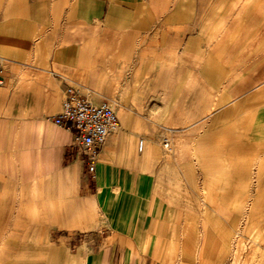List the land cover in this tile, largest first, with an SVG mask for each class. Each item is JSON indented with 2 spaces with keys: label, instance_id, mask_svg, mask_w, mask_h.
Returning <instances> with one entry per match:
<instances>
[{
  "label": "crops",
  "instance_id": "1",
  "mask_svg": "<svg viewBox=\"0 0 264 264\" xmlns=\"http://www.w3.org/2000/svg\"><path fill=\"white\" fill-rule=\"evenodd\" d=\"M173 1L0 0V264H222L238 231L264 264V44L229 33L227 48L219 33L207 50ZM195 40L193 93L158 66ZM67 86L118 115L91 179L74 131L53 122ZM166 130L181 138L171 157Z\"/></svg>",
  "mask_w": 264,
  "mask_h": 264
},
{
  "label": "rangeland",
  "instance_id": "2",
  "mask_svg": "<svg viewBox=\"0 0 264 264\" xmlns=\"http://www.w3.org/2000/svg\"><path fill=\"white\" fill-rule=\"evenodd\" d=\"M172 5L173 7L171 10H173V14L175 16L178 15L177 17H175V19H189L190 24L188 25L189 28L188 30L190 34H193L198 30L206 33L207 50L209 49V47L210 48L213 47L214 43L219 44L221 42L220 40L221 36L219 33H222V38H223L222 42L227 43V48H229V42H230L229 33H232L234 42L235 41L238 42L239 46L241 45L245 47L246 43H253L255 49H258L257 47L259 45H260L259 47H262L261 45L264 44V0H174ZM225 38H227V40H224ZM196 42L197 41L195 40L193 42V45L191 43V46L189 47L190 50L188 51L189 52L188 55H184L183 58H181V60L170 56V54H168L163 49L162 50L163 55L160 56V58L163 60L162 63L159 64L158 66V68L160 69V71H158L159 78L172 81L171 83H173L174 81L181 80L182 78H185L188 75L187 78L190 79V85H191L190 90L191 92L196 93L197 53H196V49H194V47L196 48ZM231 57L232 56H230L228 53V49L223 50L222 62L223 64H225V67H228L229 60ZM187 65H188V70H187ZM149 90L154 91L153 88ZM155 90L157 91V89ZM165 90L176 93V92H180L181 88L170 87V88H166ZM157 122L165 123L168 127L173 124L175 125L178 121H157ZM165 141L168 142L167 146H165ZM180 142H181L180 136L176 137L167 130L164 133H162L158 138L159 146L161 147V149L164 150V152L168 157L176 155ZM85 172L86 174L89 175V178L91 179L92 175L88 172L86 163H85ZM189 202H190V207L196 209L195 203H198V200L190 199ZM177 218L178 216L177 217L175 216V219ZM192 218H193V222L194 221L198 222V220L200 219V217H196V216H193ZM179 219H181V217H179ZM57 234L60 233H53V236ZM235 235L234 236L237 237L236 239H240L241 238L240 235H243L242 237L243 240L240 241L239 243L240 246L239 248H237V250L235 249V247L234 248L232 247V249L230 248L228 249V251L225 252L226 254L224 255H226L225 258L227 261L225 260V262L222 264H258L257 262H251V261L252 259H254V261H257L256 256L257 255L261 256L262 249L256 246L253 250H251V248L250 249L248 248L250 253L254 251L252 252V254H250V258H249L250 261H248L246 255L247 254L246 243L248 240H251L250 236L249 239H247L246 237L248 236V234L246 235L245 232H240V231H238ZM178 236H181V233H179ZM75 238L79 240L81 238V233H77ZM235 240L233 244L236 243ZM209 244L212 245V243ZM63 249L65 250V248ZM66 250L69 251L71 249L66 248ZM173 250L175 256L174 260H177L178 259L177 256L180 255L182 249L180 248V246L178 247L174 246ZM193 250L191 249L190 255L198 256V257L200 256L201 262H203L204 260L206 261V259H208L206 257L213 258L214 256L213 253L210 254L206 252L205 253L200 252L199 251L200 249H195V253H196L195 254ZM209 250L212 249L211 248L209 249V245H208L206 251ZM72 251H75V248H72ZM174 264H179V263H174ZM190 264H196V263H190Z\"/></svg>",
  "mask_w": 264,
  "mask_h": 264
},
{
  "label": "built area",
  "instance_id": "3",
  "mask_svg": "<svg viewBox=\"0 0 264 264\" xmlns=\"http://www.w3.org/2000/svg\"><path fill=\"white\" fill-rule=\"evenodd\" d=\"M53 122L74 131L75 141L93 177L101 145L119 126L118 115L111 104L106 100L94 103L77 88L67 86L60 112L53 117ZM142 146L143 140H139V148Z\"/></svg>",
  "mask_w": 264,
  "mask_h": 264
},
{
  "label": "bare ground",
  "instance_id": "4",
  "mask_svg": "<svg viewBox=\"0 0 264 264\" xmlns=\"http://www.w3.org/2000/svg\"><path fill=\"white\" fill-rule=\"evenodd\" d=\"M238 8V7H237ZM232 13V12H231ZM225 28V27H224ZM138 146H139V142H138Z\"/></svg>",
  "mask_w": 264,
  "mask_h": 264
}]
</instances>
